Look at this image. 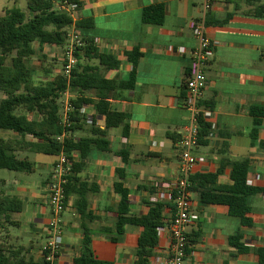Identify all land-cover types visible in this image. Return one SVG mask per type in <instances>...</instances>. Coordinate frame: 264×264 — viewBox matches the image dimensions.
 Segmentation results:
<instances>
[{
	"label": "crops",
	"instance_id": "obj_1",
	"mask_svg": "<svg viewBox=\"0 0 264 264\" xmlns=\"http://www.w3.org/2000/svg\"><path fill=\"white\" fill-rule=\"evenodd\" d=\"M75 1L79 8L68 14L72 25L67 35L77 33L75 23L86 22L82 34L94 42L99 53L111 55L118 62L116 69L106 73V79L127 81L132 64L126 55L133 51L140 55L129 89L110 100L111 110L127 117L126 135L122 125L105 130L108 151L92 149L79 172H73L77 183L83 184V191H87V210L94 217L93 221L85 222L94 257L112 264H132L135 259L141 228L127 225L123 235L115 233L120 202L115 185L120 184L126 190L130 214L141 217L148 212L150 198L177 177V142L190 122L189 113L182 106L183 85L191 51L197 45L188 23L203 20L204 25L207 23L206 35L216 43L214 56L205 69L207 86L201 102L210 109L212 117L205 142L194 150L205 161L196 166L193 176H214V186L227 187L232 185L229 163L247 160V184L251 182L248 185L259 192L248 198L246 218L250 225H242L239 219L230 216L227 206L200 202L193 188L190 213L196 220L188 225L186 234L188 242L194 243L189 246L183 264H258L257 251L264 249V118L260 119L252 139L254 119L249 110L264 107V17L255 14V6L248 0ZM206 2L208 9L204 8ZM157 5L164 7L163 23L144 24L142 10ZM227 15L230 17L225 24H213ZM34 44L36 54L42 53L44 46ZM179 49L184 52L180 54ZM80 112L84 125L73 134L75 139L90 137L92 122L104 130L105 118L95 114L92 107L85 106ZM0 138L12 140L16 135L0 131ZM119 151L125 152V163L118 156ZM15 155L33 164V172L23 174L38 173L39 179L23 180L19 172L9 171L12 172L9 178L0 177V194L24 203V209L13 216L17 226L9 229L10 239L16 246L27 249L32 260L39 263L50 217L45 186L57 156L31 152ZM69 156L73 164L79 163L77 152ZM74 200L73 195L67 198L62 215L58 264H73L80 253L82 222ZM163 215L167 223L170 220L167 208ZM235 235H239L242 250L230 244ZM168 244V233H164L158 238L148 264H160Z\"/></svg>",
	"mask_w": 264,
	"mask_h": 264
},
{
	"label": "trees",
	"instance_id": "obj_2",
	"mask_svg": "<svg viewBox=\"0 0 264 264\" xmlns=\"http://www.w3.org/2000/svg\"><path fill=\"white\" fill-rule=\"evenodd\" d=\"M247 2L255 6L254 12L257 16L264 17V4H261V0ZM76 3L79 6V3ZM229 17L230 15H227L224 20L213 24H225ZM141 20L144 24L161 25L164 20V7L157 5L144 8ZM85 24L86 22L75 23L82 44L74 51L77 64L69 78L66 79L60 74L53 75L49 69H43V77L40 78L29 64L36 54L33 44L62 48L67 40L68 29L72 25L71 18L67 13L54 8V0H26V13L18 9H5L0 14V94L3 95L0 100V131H9L16 135V139L12 140L0 138V170L25 174L33 172V164L26 158L18 159L16 152H31L53 157L60 153L69 155L77 152L80 161L72 165L73 172L77 173L92 149L108 151L109 143L104 139L105 130L122 125L123 133L126 135L127 117L113 112L110 100L114 99L118 92L129 89L140 55L136 51L126 55L132 64L127 81L106 79V73L116 69L118 62L111 55L99 53L94 42L82 34ZM92 61H96L97 64H90ZM66 94L69 95L68 104L71 111L68 113L67 123H64L61 99ZM201 105L205 107L202 103ZM85 106L92 107L95 114L105 118L104 130L96 128L92 122L91 136L75 139L73 134L84 125L80 111ZM249 113L254 119L251 134L253 139L260 126V119L264 118V107H251ZM209 132V123L200 118L198 144L205 142ZM27 137L30 141L26 140ZM58 137L62 139L58 140ZM117 154L125 163V152L119 151ZM229 165L232 185L216 187L213 184L214 176L195 175L189 179V190L195 188L202 203L227 206L230 216L239 219L242 225H250L246 218L249 212L248 198L259 192V189L247 184L249 168L247 160L233 161ZM207 184L210 186H205ZM83 186L71 176L64 188L66 199L71 195L75 196L73 205L82 222L80 253L73 259V264H112L99 261L93 255L90 232L85 222L93 221L94 217L87 210V191H83ZM115 191L120 195V202L114 231L117 236H121L127 225L141 228L132 264H148L158 243L156 229L167 225L163 214L170 206L148 202L149 209L146 215L133 216L130 214L126 190L118 184L115 185ZM23 209L24 203L18 198L0 194V264H46L43 256L42 260L36 263L27 249L11 242L9 229L17 226L13 216ZM238 239L239 235L230 238V244L242 250ZM193 243L189 241V246ZM257 255L258 264H264V249H259Z\"/></svg>",
	"mask_w": 264,
	"mask_h": 264
},
{
	"label": "built area",
	"instance_id": "obj_3",
	"mask_svg": "<svg viewBox=\"0 0 264 264\" xmlns=\"http://www.w3.org/2000/svg\"><path fill=\"white\" fill-rule=\"evenodd\" d=\"M54 8L57 11L72 14L78 10L79 6L74 0H54ZM204 8L208 9L207 2ZM188 29L197 43L191 51L190 64L183 85L182 106L188 111L190 122L180 134L177 142L179 162L176 179L149 200L150 203L159 202L170 206L167 208L170 213V220L166 223L167 225L156 229L158 238L164 233H168L169 236L167 252L159 260L160 264H183L188 255L189 242L186 228L196 220V217L190 213L189 179L193 176L196 166L205 161L203 157L194 154V150L198 146V121L201 118L209 123L212 117L210 109L203 107L201 102L207 86L205 69L214 56L216 43L206 35L203 20L190 21ZM81 44V39L75 31L67 35V42L62 47V66L58 73L66 79L69 78L71 71L77 64L74 51ZM178 52L182 54L184 50L179 49ZM70 111L71 107L67 101L62 114L64 123H67V116ZM57 139L61 140L62 137ZM72 165L70 156L60 153L52 166L50 177L45 186L50 209L47 241L42 248L43 259L46 264H58L63 237L62 215L67 204L64 188L68 178L73 176Z\"/></svg>",
	"mask_w": 264,
	"mask_h": 264
},
{
	"label": "rangeland",
	"instance_id": "obj_4",
	"mask_svg": "<svg viewBox=\"0 0 264 264\" xmlns=\"http://www.w3.org/2000/svg\"><path fill=\"white\" fill-rule=\"evenodd\" d=\"M5 9H18L21 12L26 13V0H0V14L2 13L3 10ZM34 47L37 51V45L34 44ZM61 62H62V48L61 47H56V46H44L43 47V52L40 54H36L34 56L29 64L32 66L33 70L39 76L40 78L43 77L42 75V70L43 69H49L52 70L53 75H57L60 70H61ZM38 80V79H37ZM3 98V95L0 94V100ZM69 98V95L66 94L62 97L61 99V105L65 107V104L67 103ZM31 116V115H30ZM39 157L41 158H50L46 156L40 155ZM7 170H0V177L2 178H9V175H11ZM20 177H23L22 179H39V174L35 175H25L21 172Z\"/></svg>",
	"mask_w": 264,
	"mask_h": 264
}]
</instances>
